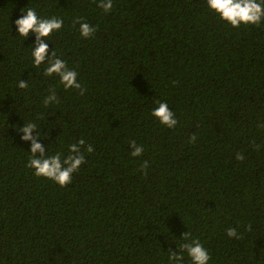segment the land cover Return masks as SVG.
I'll return each mask as SVG.
<instances>
[{
  "label": "trees",
  "instance_id": "16d2710c",
  "mask_svg": "<svg viewBox=\"0 0 264 264\" xmlns=\"http://www.w3.org/2000/svg\"><path fill=\"white\" fill-rule=\"evenodd\" d=\"M112 2L106 14L100 0H0V264H170L186 232L209 264H264V22L237 30L206 0ZM28 7L63 20L49 56L78 73L85 95L33 67L35 35L15 26ZM52 88L59 103L45 107ZM157 102L175 129L151 115ZM24 123L49 156L93 146L69 186L27 167Z\"/></svg>",
  "mask_w": 264,
  "mask_h": 264
},
{
  "label": "clouds",
  "instance_id": "9594fccd",
  "mask_svg": "<svg viewBox=\"0 0 264 264\" xmlns=\"http://www.w3.org/2000/svg\"><path fill=\"white\" fill-rule=\"evenodd\" d=\"M206 2L208 8L217 14L223 22L237 30L241 25L259 26L264 22V0H206ZM98 7L107 14L113 9V2L112 0H100ZM73 24L74 26L75 24L80 25V34L85 39L92 38L97 31L96 28L82 21L81 18L75 19ZM15 26L19 37L28 39L30 34L35 35V45L32 47L31 52L34 68L39 69L41 65H46L44 69L46 77L58 76L65 91L75 89L79 95H85L87 89L78 82V73L68 68L66 62L58 58L55 50L49 56L48 40L55 32L63 28L62 19L57 17L41 18L35 9L28 7L26 12L22 9V15L15 21ZM17 86L20 89H27L29 87L28 81L22 79ZM43 103L45 107L53 103H59V98L54 88L49 89V95L45 97ZM157 103L158 106L152 110L151 115L161 125L169 129H175L178 124L175 114L169 109L166 102ZM259 127L264 128V124L259 125ZM36 129L37 125L35 123H24V126L19 129V132L23 133L21 136L22 141L30 142L31 144V157L28 160L27 167L34 170L36 177L49 179L61 188H66L72 183L73 174L77 173L81 166L86 163L84 152L93 153V146L86 144L84 139H80L78 143L68 146L69 155L66 157L59 152L49 156L46 154L44 146L38 142L41 138ZM33 132H37V135L33 136ZM196 140L197 137L192 135L190 143H195ZM127 142L132 149L130 153L132 157L142 156L144 151L142 145H137L135 140ZM244 159L243 153L236 155L237 161L243 162ZM149 166L148 161H143L141 171L146 174ZM248 230L251 231V225L248 226ZM226 234L229 238H240L235 228H228ZM182 240L186 242L179 245V254L169 249L170 264H183L184 256L182 253L185 251L191 260V264H209L211 256L199 239H191V234L186 232Z\"/></svg>",
  "mask_w": 264,
  "mask_h": 264
}]
</instances>
